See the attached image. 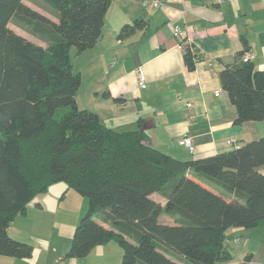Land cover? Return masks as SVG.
I'll return each mask as SVG.
<instances>
[{
    "label": "trees",
    "instance_id": "1",
    "mask_svg": "<svg viewBox=\"0 0 264 264\" xmlns=\"http://www.w3.org/2000/svg\"><path fill=\"white\" fill-rule=\"evenodd\" d=\"M112 1L36 0L53 8L54 20L24 0H0V255H32L33 246L13 238L9 226L36 195L64 181L89 197L67 257L116 239L124 264H182L166 251L188 264L228 260L226 230L264 222V173L258 169L264 136L183 161L152 145L142 125L118 129L80 108L82 76L71 48L82 52L96 44ZM12 21L45 45L16 32ZM144 25L125 24L119 36ZM242 55L220 72L223 87L237 107L236 123L264 120V69ZM200 58L198 50H185L190 68ZM60 108L65 111L58 118ZM164 214L173 223L164 222Z\"/></svg>",
    "mask_w": 264,
    "mask_h": 264
},
{
    "label": "crops",
    "instance_id": "2",
    "mask_svg": "<svg viewBox=\"0 0 264 264\" xmlns=\"http://www.w3.org/2000/svg\"><path fill=\"white\" fill-rule=\"evenodd\" d=\"M163 3L154 7L152 0L112 1L101 38L93 47L76 51L72 60L74 70L82 76L79 107L96 111L118 129L142 125L152 145L183 161L211 156L264 136V120L235 122L238 110L220 77L241 52H249L254 67L264 69V0ZM138 20L145 21L142 28L119 36L125 24ZM176 23L187 31L186 44L200 52L201 58L192 68L173 35ZM138 68L144 69L145 87L138 83ZM187 102L192 105L187 106ZM185 134L193 138L194 153L179 142ZM232 137L237 139L234 147L228 144ZM258 169L264 173V165ZM152 197L163 204L167 200L160 193ZM45 212L52 213L37 202L16 216L8 232L30 243L33 253L29 257L0 255V264H124L123 247L116 239L93 247L85 256L67 257L81 213L66 214L68 223L60 224L58 219H44ZM161 219L173 223L166 214ZM97 220L112 228L103 218ZM225 245L231 258L217 264H246L248 255V264H264V222L254 227H229ZM166 253L188 264L183 256Z\"/></svg>",
    "mask_w": 264,
    "mask_h": 264
},
{
    "label": "rangeland",
    "instance_id": "3",
    "mask_svg": "<svg viewBox=\"0 0 264 264\" xmlns=\"http://www.w3.org/2000/svg\"><path fill=\"white\" fill-rule=\"evenodd\" d=\"M24 1L29 4L32 8L40 11L46 16H49L52 19H56V16L51 10L52 7L47 8L46 6H40L39 4H37L36 0ZM9 26L16 32L24 35L30 40H33L37 43L45 42L40 39L38 35L36 36L35 34H32L31 32L18 26L15 21L10 22ZM76 51H78L77 48L73 46L71 48L72 60H74L75 58ZM64 111V108H60L56 117L59 118L64 113ZM37 202L43 203V206L46 208L47 212H52L50 214L45 212V215L43 216L44 219H47V221L58 219L60 224L68 223V219L64 220L66 214L73 213L75 215H80L81 213L82 217L89 209V197L81 194L73 188H69L68 184L64 181L57 182L52 185L47 191L36 195L34 199L29 203V208L35 207ZM55 210L58 211L60 214H58ZM60 210H62V213L60 212Z\"/></svg>",
    "mask_w": 264,
    "mask_h": 264
},
{
    "label": "built area",
    "instance_id": "4",
    "mask_svg": "<svg viewBox=\"0 0 264 264\" xmlns=\"http://www.w3.org/2000/svg\"><path fill=\"white\" fill-rule=\"evenodd\" d=\"M226 1V0H224ZM152 4L154 7H161L164 5L163 0H152ZM173 35L178 41V46H180L184 51L191 47V49L197 50L196 47L192 46L190 43L189 45L186 44V39H187V31L185 28H183L180 24H175L173 26ZM242 61L244 62H250L252 59V55L249 52H245V54L241 57ZM138 83L140 86L145 87L146 86V76L143 68H138L136 71ZM187 106H191V102L186 103ZM179 142L183 144L185 147H187L192 153L196 151V146L194 144L193 138L185 134L182 138H180ZM228 144L230 146H236L237 145V139L235 137L229 138L228 139Z\"/></svg>",
    "mask_w": 264,
    "mask_h": 264
}]
</instances>
